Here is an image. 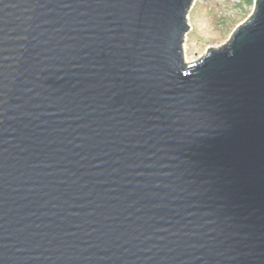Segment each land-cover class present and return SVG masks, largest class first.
<instances>
[{"label": "water", "instance_id": "obj_1", "mask_svg": "<svg viewBox=\"0 0 264 264\" xmlns=\"http://www.w3.org/2000/svg\"><path fill=\"white\" fill-rule=\"evenodd\" d=\"M194 1L0 0V264H264V0Z\"/></svg>", "mask_w": 264, "mask_h": 264}, {"label": "rangeland", "instance_id": "obj_2", "mask_svg": "<svg viewBox=\"0 0 264 264\" xmlns=\"http://www.w3.org/2000/svg\"><path fill=\"white\" fill-rule=\"evenodd\" d=\"M238 0H195L188 13L189 31L184 47L189 61L206 55L210 47L218 48L230 40L237 26L253 12L251 5Z\"/></svg>", "mask_w": 264, "mask_h": 264}, {"label": "trees", "instance_id": "obj_3", "mask_svg": "<svg viewBox=\"0 0 264 264\" xmlns=\"http://www.w3.org/2000/svg\"><path fill=\"white\" fill-rule=\"evenodd\" d=\"M240 3H238V5L239 4H241V2H246V4H248V5H251V3H253V0H238Z\"/></svg>", "mask_w": 264, "mask_h": 264}]
</instances>
